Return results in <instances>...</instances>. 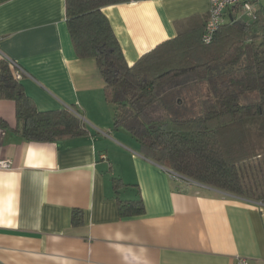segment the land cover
<instances>
[{"label":"crops","instance_id":"crops-1","mask_svg":"<svg viewBox=\"0 0 264 264\" xmlns=\"http://www.w3.org/2000/svg\"><path fill=\"white\" fill-rule=\"evenodd\" d=\"M208 10L209 0L102 9L129 66L190 28L191 18L203 25ZM237 18L253 20L242 11ZM0 58L25 72L21 84L38 111L76 109L88 131L26 142L13 130L14 103L0 100L9 127L0 129V162H10L0 168V264H264V205L173 181L114 128L96 62L75 56L65 0H0ZM112 178L126 185L117 194ZM117 199H140L144 213L120 218ZM74 209L82 226L71 225Z\"/></svg>","mask_w":264,"mask_h":264},{"label":"trees","instance_id":"trees-1","mask_svg":"<svg viewBox=\"0 0 264 264\" xmlns=\"http://www.w3.org/2000/svg\"><path fill=\"white\" fill-rule=\"evenodd\" d=\"M146 0H65L66 26L76 58L93 59L103 96L115 109L113 126L138 143L141 154L191 183L264 205V8L253 20L229 17L206 45L203 25L162 42L129 66L102 9ZM0 58V100L14 103V132L26 142L54 143L88 135L81 113L40 112ZM183 99V100H182ZM0 129H9L0 119ZM181 182V183H182ZM118 193L126 187L112 178ZM120 218L144 213L140 199H117ZM71 225L83 213L71 212Z\"/></svg>","mask_w":264,"mask_h":264},{"label":"built area","instance_id":"built-area-1","mask_svg":"<svg viewBox=\"0 0 264 264\" xmlns=\"http://www.w3.org/2000/svg\"><path fill=\"white\" fill-rule=\"evenodd\" d=\"M257 2L258 0H209L208 18L204 24V30L201 37L202 42L206 45L211 42L217 30L225 23V14L229 9L237 7L244 14L254 19L253 15L256 12L255 5ZM13 64L15 65L14 67L18 69V72L15 73V76L17 78L22 75L25 76V72L15 63ZM9 164V161H1L0 168L8 169ZM168 176L175 182H180L182 180L181 177L173 172H168ZM236 264H249V262L247 259L237 258Z\"/></svg>","mask_w":264,"mask_h":264},{"label":"rangeland","instance_id":"rangeland-1","mask_svg":"<svg viewBox=\"0 0 264 264\" xmlns=\"http://www.w3.org/2000/svg\"><path fill=\"white\" fill-rule=\"evenodd\" d=\"M246 20H247V19H246ZM182 100H183V99H182ZM164 168H165V167H164ZM165 170H166L167 172H169L167 168H166ZM180 182H182V181H180ZM182 183H183V182H182ZM189 183H191L193 186H197V184H195V183H192V182H189Z\"/></svg>","mask_w":264,"mask_h":264},{"label":"water","instance_id":"water-1","mask_svg":"<svg viewBox=\"0 0 264 264\" xmlns=\"http://www.w3.org/2000/svg\"><path fill=\"white\" fill-rule=\"evenodd\" d=\"M203 188H206V187H204V186H202Z\"/></svg>","mask_w":264,"mask_h":264}]
</instances>
